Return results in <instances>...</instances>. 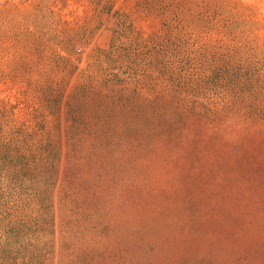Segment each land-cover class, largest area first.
I'll use <instances>...</instances> for the list:
<instances>
[{
  "label": "rangeland",
  "instance_id": "obj_1",
  "mask_svg": "<svg viewBox=\"0 0 264 264\" xmlns=\"http://www.w3.org/2000/svg\"><path fill=\"white\" fill-rule=\"evenodd\" d=\"M0 264H264V0H0Z\"/></svg>",
  "mask_w": 264,
  "mask_h": 264
}]
</instances>
